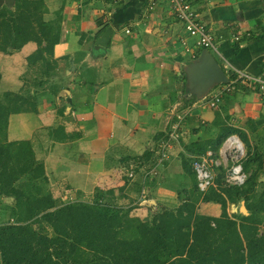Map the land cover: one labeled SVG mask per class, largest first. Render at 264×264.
Here are the masks:
<instances>
[{"label": "crops", "instance_id": "0c3cea01", "mask_svg": "<svg viewBox=\"0 0 264 264\" xmlns=\"http://www.w3.org/2000/svg\"><path fill=\"white\" fill-rule=\"evenodd\" d=\"M40 1L30 11L35 23L50 31L39 27L41 44H50L43 51L48 62L41 65L27 57L39 47L35 40L0 50V89L17 91L28 80L30 91L39 94L35 109L9 114L7 139L30 141L53 199L84 197L110 183L129 188L120 181L121 173L153 161L156 147L171 130L178 141L167 145L161 158L170 151L174 156L180 150L192 154V144L218 133L221 119L236 127L233 133L243 144L246 137L240 129L250 137L249 126L256 132L263 127L264 92L239 77L236 69L264 72V0H190L221 55L206 49L229 78L203 92L190 87L187 76L203 47L194 43L165 0L152 9L148 0ZM14 3L0 0V9ZM35 75L42 79L31 78ZM219 90V100L211 105ZM164 164L156 162L157 175L155 166L150 173L145 170L141 190L129 188L114 198L135 197L129 200L138 204L134 208L142 220L155 207H175L191 199L194 191L182 164ZM219 206L202 201L196 209L218 215Z\"/></svg>", "mask_w": 264, "mask_h": 264}, {"label": "trees", "instance_id": "16d2710c", "mask_svg": "<svg viewBox=\"0 0 264 264\" xmlns=\"http://www.w3.org/2000/svg\"><path fill=\"white\" fill-rule=\"evenodd\" d=\"M40 3V0H15L12 8L0 9V50L20 48L28 40H35L39 47L48 49L41 46L43 36L39 27L36 29L30 11ZM39 47L27 57L46 65L48 59ZM3 92L7 97L5 102L0 99V127L5 131V141L0 143V195L16 197V201L7 204L15 222L0 224L1 264H264V230H258L263 220L258 212L264 211V195L257 190L258 165L249 172L245 182L238 185L227 184L224 167L221 169L214 164L217 176H214V184L205 190L198 189L191 166L195 154L205 153V145H209L215 155L218 144L237 131L235 128L221 127L216 141L192 144L189 150L193 153L182 159L184 170L191 171L199 197L219 203L218 215L198 212L196 200L188 197L177 206L163 207L149 219L142 220L128 213L130 208L122 210L97 200L55 205L48 191L43 193L46 196L28 198L23 189L28 183L18 184L20 176L29 174L38 178L37 181L42 179V186L36 184L38 192L40 188L43 190L47 177L42 162L32 155L27 139H7V121L11 112L35 109L39 94L36 91ZM248 153L246 151L242 159L246 172L255 158ZM261 163L264 157L260 167ZM216 167L220 169L218 174ZM10 168L15 174L14 181L4 184ZM239 198L244 199L249 213L231 215L227 212V203ZM45 225L51 227L50 235Z\"/></svg>", "mask_w": 264, "mask_h": 264}, {"label": "rangeland", "instance_id": "374dc122", "mask_svg": "<svg viewBox=\"0 0 264 264\" xmlns=\"http://www.w3.org/2000/svg\"><path fill=\"white\" fill-rule=\"evenodd\" d=\"M36 22H37V24L35 23L36 29L41 26L42 30L46 34H50V31L47 28H45L42 25L38 24L37 20H36ZM41 46H43V45L41 44ZM44 46H47L48 49H43L42 47H39V49H41V52H43L45 50L48 51L50 44L46 43V44H44ZM2 51H4V50H2ZM5 51H11V49H8V50L6 49ZM26 77L28 79L30 76H26ZM41 77H42V75H41ZM31 78L39 79V76L35 75L34 77L32 76ZM28 83H29L28 80H26V82H24L25 86H23V89L21 88V89L17 90V92L19 91V92H23L24 93V92L30 91L31 89H30ZM3 91L4 90L0 89V96H1L0 99H1L2 102H5L7 96L4 94ZM226 119H228V118H226ZM221 120H222V121H220L221 124L218 126L219 130L217 129L218 133L216 132L210 138L207 137L209 139L208 140H204L203 142L202 141L200 142V140H201L200 139L199 142L197 141L198 143H195V144L204 145V144H211L212 140L216 141L215 139L218 138L217 136L219 134V131H221V127H229V128H235L236 129V127L234 125L228 124V123L226 124L224 119H221ZM261 124H262L263 127L260 129V131H257V132L255 131V127H252V126L248 127L249 128L248 131H249V136L250 137L247 136V132H245V130H242V129H240V130L238 129V130L245 134V135H243V136L246 137L245 139H243L242 136L241 137L244 140L246 151L249 152V153L251 152L252 157H255L254 160H252V162H250L248 164L249 167L247 169V174H249V172L251 170H253L254 166L258 165L259 171L257 173L258 174L257 190H261L260 191L261 195H264V163H261L262 166L260 167V162H262L263 157H264V117H263V120L261 121ZM247 125H248V123H247ZM4 134H5L4 129H2V127H0V143L5 141V137L3 136ZM176 138H178V136H176ZM176 138L172 139V140L167 138L168 140H170L169 142H168L167 139L166 140H164V139L161 140L159 142L158 150H157V147L155 149V154H157V155L154 156V160L153 161H147L146 162L147 165L143 169L139 168V169L133 170V169H131L129 167L128 170H125L124 172L121 173L122 176H120V177H122V178H120L121 179L120 181L129 184V185H126L127 187L139 191V190L142 189L141 186L139 185L141 183L140 182L141 176L145 173V170H147V169H149V170L146 173H148V172L150 173L151 168L153 166H155L156 162H159V163L163 162V163L167 164V166L171 165V164H175V163L176 164H180V163L182 164V159H184V158H186V156H188V154L186 152H184L183 150H180L178 154H175V156H177V157H175L174 155H170L172 153L171 151L168 152V154L162 155L163 158L159 157V154H161V151L162 150L166 151V148L168 147L167 145L164 144V142L166 141V143L169 145V147L170 146H174L173 144L175 143V141H178ZM224 139H225V137L223 138V141H224ZM223 141H221L218 144V147H216L217 148V150H216L217 153L214 155V158L218 157L220 159V164H219L220 166L219 167L221 169H223L222 166L224 165V160L222 159V154L220 152L222 144H223ZM186 144H187L186 146L189 145V143H186ZM207 146H209V145H205V147H207ZM28 147L29 148L31 147V149H32V151L34 153V150H33L32 145L30 144V141L28 143ZM187 148L188 147H186V149ZM219 153H220V155H219ZM32 155L35 156V153L32 154ZM195 156H197V155L195 154ZM172 157L176 158L174 160V162H172V159H171ZM183 165H185V166L187 165L188 166L187 163H185V164L183 163ZM219 167L214 168L216 174H218V172H219L218 170H220ZM156 169H157V166H155L154 175H157ZM34 172H36V171H34ZM185 172H186L187 176L188 175L190 176V180H191L192 183L190 182L189 185H191L190 188H192L194 190V196L191 199H195L196 200L195 206L199 207L200 203L202 201H204V200H202L199 197L198 190H196L194 188V178H193L192 174L190 173L191 171L188 172L186 170ZM20 174H22V173H20ZM7 176L8 177L7 178L5 177V180L2 179L4 181L3 182L4 184H9V183L14 181V179L12 181V176L15 177V174L14 175L12 174V168L7 169ZM132 178H134V179L132 180ZM37 180H38V178L33 177V176L29 175V174H23V176H20V178L17 180L18 184H20V185L28 183V186H26V187L24 186L23 189L25 190L24 192H26L28 198H30V199L35 198L36 196H39V195H41V194H43V193H45L47 191H48L47 193L50 194L49 190H46V185L43 186V190L40 188L41 191L38 192L39 189L37 190L36 184H38V186H39V184L42 186L43 185V180L42 179H40L39 181H37ZM174 182H175L174 184L179 185L178 182H176V181H174ZM115 184L116 185H112L110 183L111 186L104 185L103 188H97V189H95V191H93L89 195H85L84 197H80V196H76V195L74 197L72 195V196H69V197L67 196L66 198H60L59 200L53 199L55 201L54 204L55 205H61V204L67 203V202L78 201V200H86V201H90V202L97 200L100 203L104 202V203L110 204L111 206L112 205L117 206V208L119 207L122 210L130 208V210L128 209V213H130L132 210H134L138 206L137 203L131 204V202L129 200V198L134 199L135 197L130 196L127 201H117V199L114 198L116 196L115 194L117 193L118 196H122V194L125 193V191L129 192L128 191L129 188H122L121 189V188H119L120 187L119 183H115ZM130 184H131L132 187L130 186ZM178 189H180V188L178 187ZM43 195L46 196L47 194H43ZM48 196H50V195H48ZM15 199H16V197H12L10 195H4V194L0 195V224L5 223L7 221L15 222V220H14L15 218L11 215V212H9L8 207H7V204L15 203V201H16ZM128 204H131V205L129 206ZM217 204L219 205V203H217ZM163 206H166V205L163 204V205H161V206H159L157 208L155 207L153 210L148 211V214H146L147 217L146 218L144 217V218L145 219H149L150 217H152L154 215L155 212L157 213L159 210H161L163 208ZM226 209H227V212L230 213L231 215H233V214L237 215V214H241V213H243V214H248L249 213V210L246 209V207H245V202H244L243 198H239V199H237L236 201H233V202H228L227 206H226ZM134 211H135L134 216H136L138 218L143 216V214L140 213L139 210L135 209ZM219 211H220V206H219ZM258 214L263 219L262 222H260L258 224V230H259V232H262L264 230V211L263 210L259 211ZM45 229H46L47 235H50L52 233V229H51L50 226L45 225Z\"/></svg>", "mask_w": 264, "mask_h": 264}, {"label": "built area", "instance_id": "2783aa9c", "mask_svg": "<svg viewBox=\"0 0 264 264\" xmlns=\"http://www.w3.org/2000/svg\"><path fill=\"white\" fill-rule=\"evenodd\" d=\"M158 1L159 0H148L147 7L152 9ZM165 1L168 2L174 14L183 22L186 32L194 37V43L196 45L221 55L214 34L199 17L190 0ZM126 30H128V28H126ZM234 38L237 39L238 36L235 35ZM183 42L185 41L183 40ZM236 71L239 77L248 80L253 84L254 88L264 92V72L261 74H253L239 69H236ZM225 89H228V87H225ZM221 92L222 90H219L217 93L213 94L212 98L209 100L211 105H214L219 100ZM176 136L175 130H171L168 139H175ZM170 140H168V142ZM164 144L168 145L166 141ZM245 151V145L236 133H231L225 137L220 152L224 160V179L227 184L240 185L245 182L248 175L242 164V159L246 154ZM162 152L163 151H161V153ZM214 164L219 165L220 159L218 157L214 158L212 149H207L204 154L193 157L191 166L195 172L198 189L205 190L209 185L214 184Z\"/></svg>", "mask_w": 264, "mask_h": 264}, {"label": "water", "instance_id": "95a60500", "mask_svg": "<svg viewBox=\"0 0 264 264\" xmlns=\"http://www.w3.org/2000/svg\"><path fill=\"white\" fill-rule=\"evenodd\" d=\"M187 76L189 86H193L197 92L205 91L214 82L229 80L215 56L206 48H203L196 60L189 65Z\"/></svg>", "mask_w": 264, "mask_h": 264}]
</instances>
